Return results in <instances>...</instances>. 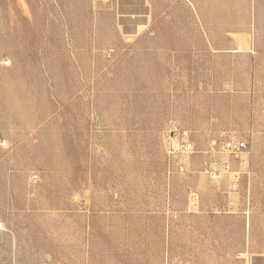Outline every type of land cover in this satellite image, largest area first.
I'll use <instances>...</instances> for the list:
<instances>
[{
    "label": "rangeland",
    "instance_id": "rangeland-1",
    "mask_svg": "<svg viewBox=\"0 0 264 264\" xmlns=\"http://www.w3.org/2000/svg\"><path fill=\"white\" fill-rule=\"evenodd\" d=\"M252 229L264 0H0V264H244Z\"/></svg>",
    "mask_w": 264,
    "mask_h": 264
},
{
    "label": "built area",
    "instance_id": "built-area-1",
    "mask_svg": "<svg viewBox=\"0 0 264 264\" xmlns=\"http://www.w3.org/2000/svg\"><path fill=\"white\" fill-rule=\"evenodd\" d=\"M170 137L176 144L170 145L171 153L186 154L193 151V143L187 130L173 128ZM246 142L228 138L219 145L217 157H211L204 166V173L211 179H217L224 173H231L234 182L239 180L240 175L245 172L248 165V154ZM229 157V159H227Z\"/></svg>",
    "mask_w": 264,
    "mask_h": 264
},
{
    "label": "crops",
    "instance_id": "crops-1",
    "mask_svg": "<svg viewBox=\"0 0 264 264\" xmlns=\"http://www.w3.org/2000/svg\"><path fill=\"white\" fill-rule=\"evenodd\" d=\"M254 229H252V235H250V243L248 249L243 253L240 250H235L231 255L237 257L241 254L248 255V260L244 264H264V235H253ZM242 262V260H241Z\"/></svg>",
    "mask_w": 264,
    "mask_h": 264
}]
</instances>
